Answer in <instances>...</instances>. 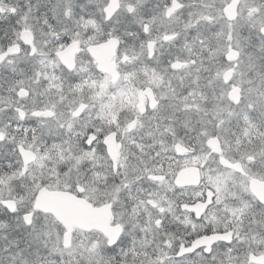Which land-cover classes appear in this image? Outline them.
I'll return each mask as SVG.
<instances>
[{
    "label": "snow or ice",
    "instance_id": "6c2138e0",
    "mask_svg": "<svg viewBox=\"0 0 264 264\" xmlns=\"http://www.w3.org/2000/svg\"><path fill=\"white\" fill-rule=\"evenodd\" d=\"M0 264H264V0H0Z\"/></svg>",
    "mask_w": 264,
    "mask_h": 264
}]
</instances>
